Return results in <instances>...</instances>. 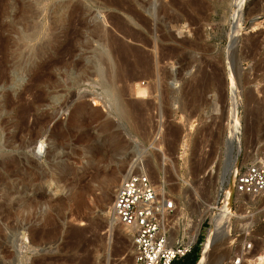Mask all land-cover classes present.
Wrapping results in <instances>:
<instances>
[{
	"label": "rangeland",
	"instance_id": "1",
	"mask_svg": "<svg viewBox=\"0 0 264 264\" xmlns=\"http://www.w3.org/2000/svg\"><path fill=\"white\" fill-rule=\"evenodd\" d=\"M109 37L166 57L141 80L145 96L128 88L130 115L103 77ZM0 41V264H131L110 211L135 161L175 200L172 243L200 225L199 263L234 193L229 173L221 187L233 89L237 168L264 151V0H0ZM232 200L208 264H229L245 241L264 253V194Z\"/></svg>",
	"mask_w": 264,
	"mask_h": 264
},
{
	"label": "built area",
	"instance_id": "2",
	"mask_svg": "<svg viewBox=\"0 0 264 264\" xmlns=\"http://www.w3.org/2000/svg\"><path fill=\"white\" fill-rule=\"evenodd\" d=\"M234 186L236 196L260 197L264 194V151L254 161L237 168ZM220 195L218 204L221 205L224 191ZM175 210V200L159 193L146 173H132L120 183L111 214L132 238L131 264H172L192 250L194 243L189 240L177 239L172 243L170 239L165 223ZM253 251V242L245 241L229 264L264 262Z\"/></svg>",
	"mask_w": 264,
	"mask_h": 264
},
{
	"label": "bare ground",
	"instance_id": "3",
	"mask_svg": "<svg viewBox=\"0 0 264 264\" xmlns=\"http://www.w3.org/2000/svg\"><path fill=\"white\" fill-rule=\"evenodd\" d=\"M241 7H240V9H241ZM239 26H240V22L236 23V26H235L232 34H234L235 32H237V33L239 32V29H240ZM238 27H239V29H238ZM96 31H97V29H96ZM108 44L110 46V50L105 53L106 55L104 54V57H103L104 59H102L104 64L106 63L105 66L107 67V71L105 72L106 73L105 76H103V75L102 76L106 77V81H105L106 82L105 83L106 86L111 91L114 92L113 97H115L116 98L115 100L117 101V103L119 105H121V109H122L121 112L124 111L126 114L130 115V113L128 111L123 110V107L125 105L127 107H129V106L132 107L131 103L127 100V97H126V95H128L127 92L129 91L128 88H130L132 90L131 92L133 94L135 93L137 95V97L138 96H145L147 94V87L148 86L144 87L143 86L144 84L141 82V80L145 76H147V77L153 76L154 78L159 77L160 76L159 72L161 73V71H162V73H163V70L160 68V63L163 62L164 60H162V59L166 58V57L165 56L164 57L161 56V58H159V57H157V54L154 55V56L153 55H147L146 56L145 53H144L145 54V56H144L143 52H142L143 55L138 54V52H137L138 49L135 50L134 48L128 47L125 42L119 41V40L115 39L114 37H111L109 39V43ZM2 47H4V46L2 45ZM136 65H137V67H138V65L139 66H143L144 67V71H140V69L138 71H136L135 68H134ZM101 74H103V73H100L99 75H101ZM120 84H121V86H120ZM236 102H237L236 92L233 89L231 91V104L234 103V106H232L231 114H230L231 115L230 119H231L232 125H231L230 137H229V139L227 141V148H226L227 149V154H230L233 151V149L235 147L233 145H234V143H236L238 141L237 137L240 134L239 121H238V117H237L238 116V113H237L238 106H237ZM134 111H132V112H134ZM240 148L241 147L239 146V148H238L239 151L241 150ZM237 161H238V158L236 157L234 162H233V164H232V166L229 169V174H230V177H231L229 183L233 184L234 193H233L232 190L230 192L228 191V193H226L225 199H224V206L222 207V210L220 212H219V210H220L219 207L220 206L217 207L218 212H217V215H215L214 218H213L212 228H211V231H209V235L207 237L206 245L203 248L202 259H200L199 263H197V264H208V259L210 257L211 250L214 248L215 244L218 243L219 240H227L228 237L230 236L232 217H233V214L231 212V204H232V201H233L232 200L233 199V194L235 195V193H236L234 185H235V174H236V171H237V164H238ZM11 163L12 162H9L8 164L7 163L6 164L8 166H10ZM142 172L146 173V172H144V168L141 165H138L137 161H135V162L132 163L131 169L127 172V175L125 176V178L127 176H129L130 174H132V173H142ZM112 174L110 173L109 175H107V177H108L107 178V184H109V183L112 184L113 182H115L116 177L114 175H112ZM226 182H228L227 181V176L226 177H222L221 178V187H224ZM41 185L45 186L46 190H48L50 192V194L53 193L54 195H56L57 192H58V189L56 187H54L52 184H48V182H46V183L44 182ZM160 190H161V188H160ZM159 192L161 194H164V190L163 189L161 191H159ZM105 200L106 199L103 197V199L101 201V203L103 205L106 204ZM79 204H81V203H79ZM82 206H83V204H82ZM111 210H112V208H111ZM110 213H111V211H110ZM110 217L113 219V221L118 222L112 216V214H110ZM169 217L170 216H168L166 218V220L167 219L169 220ZM168 220L165 223L166 228H169L168 227ZM111 223H113V222L111 221ZM199 229H200V225H198V227H197V229L195 231V234L192 236V238L190 240V243H194L196 241L197 236L199 234ZM169 230H170V228H169ZM257 255L260 256V260L261 261H264V253H258ZM262 263H264V262H262Z\"/></svg>",
	"mask_w": 264,
	"mask_h": 264
},
{
	"label": "trees",
	"instance_id": "4",
	"mask_svg": "<svg viewBox=\"0 0 264 264\" xmlns=\"http://www.w3.org/2000/svg\"><path fill=\"white\" fill-rule=\"evenodd\" d=\"M200 244L201 242L197 243L189 253L182 258L174 260L172 264H197L200 257L199 248H197V246L199 247Z\"/></svg>",
	"mask_w": 264,
	"mask_h": 264
},
{
	"label": "water",
	"instance_id": "5",
	"mask_svg": "<svg viewBox=\"0 0 264 264\" xmlns=\"http://www.w3.org/2000/svg\"><path fill=\"white\" fill-rule=\"evenodd\" d=\"M236 23H237V19H234L233 21V29H232V32L236 26ZM237 157V155H234L233 152H231L230 154L226 155V159L224 161V166H223V174H222V177H226L229 173V169L230 167L232 166L235 158Z\"/></svg>",
	"mask_w": 264,
	"mask_h": 264
}]
</instances>
